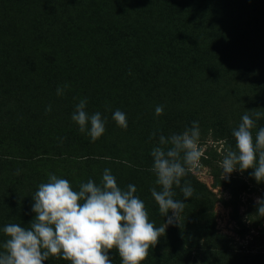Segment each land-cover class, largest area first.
Listing matches in <instances>:
<instances>
[{"label": "rangeland", "instance_id": "1", "mask_svg": "<svg viewBox=\"0 0 264 264\" xmlns=\"http://www.w3.org/2000/svg\"><path fill=\"white\" fill-rule=\"evenodd\" d=\"M2 7L0 23L12 34L0 41V251L4 226L29 227L32 196L49 174L78 190L89 179L99 184L110 169L126 189L137 169L143 198L136 195L161 226L167 217L150 192L159 190L151 150L160 135L197 121L208 158L190 174L214 199L209 220L249 254L244 264H264V217L256 213L264 182L253 169L226 181L220 166L224 151L235 149L232 131L245 112L262 114L253 134L264 127V0H5ZM84 98L89 114L106 118L95 141L71 119ZM159 105L164 112L156 116ZM116 110L125 113L126 130L112 119ZM174 191L183 202L180 188ZM190 219L184 210L141 264H178V247L190 249L184 264L217 263L199 232L186 229ZM109 257L121 263L115 249ZM66 262L49 257L43 264Z\"/></svg>", "mask_w": 264, "mask_h": 264}, {"label": "clouds", "instance_id": "2", "mask_svg": "<svg viewBox=\"0 0 264 264\" xmlns=\"http://www.w3.org/2000/svg\"><path fill=\"white\" fill-rule=\"evenodd\" d=\"M65 84L58 87L56 94H64ZM87 99L76 105L71 119L92 141L100 138L106 128V118L99 112L89 114ZM46 112L51 111L49 105ZM164 107L155 108L160 116ZM253 115L255 119H253ZM248 112L232 131L235 149L228 147L220 161L221 179L228 180L234 171L253 169L251 175L260 183L264 182V127L253 136L260 112ZM112 119L127 129L125 113L116 110ZM156 133H152L151 140ZM199 123L192 122L180 134L168 137L160 135L157 146L151 150L155 173V185L150 189L151 196L158 205L165 223L156 227L149 220L145 203L137 195L133 184L122 189L111 173L105 169L97 184L89 179L74 190L67 179L49 174L48 181L41 183L32 196L31 211L35 214L29 227L11 223L3 228L7 237L0 251V264H43L49 257L70 261V264H113L108 252L115 249L121 264H141L165 234L167 226L177 223L186 204L175 199L174 186L180 188L184 199L193 196L195 189L182 178L201 167V160L207 159L200 145ZM18 174V173H17ZM171 211V215L169 212ZM256 213L264 217V199L257 200Z\"/></svg>", "mask_w": 264, "mask_h": 264}, {"label": "trees", "instance_id": "3", "mask_svg": "<svg viewBox=\"0 0 264 264\" xmlns=\"http://www.w3.org/2000/svg\"><path fill=\"white\" fill-rule=\"evenodd\" d=\"M5 0L0 1V14L3 13V3ZM1 24V23H0ZM5 24L0 25V41H3L9 38V36L12 34H7L8 28ZM1 47V45H0ZM2 49H6L1 47ZM97 93H95L96 96ZM95 98L93 95H90V98ZM126 98V97H125ZM255 134L253 136L255 137ZM137 172V169L133 170L132 173L128 176V184H133L136 186V193H138L143 198V191H141L138 188L137 181L135 179V173ZM134 173V174H133ZM185 181H188L191 183V186L195 189V192L193 193V196L185 199L183 203L186 204V207L184 208L186 217H190L191 219L188 221H185V227L187 230L192 232H199L198 234L202 236L203 240L206 241L208 250L212 253H215L219 260L215 264H244L245 259H249V254L245 252L237 251L233 248L230 240L227 236L217 233L214 230V224L210 222V210L214 204V199L212 198L210 192L206 188L204 184H202L195 176L192 174H188L186 177L182 178V184H184ZM135 193V195H136ZM145 194V192H144ZM140 197V199H141ZM158 211L157 208H154V214L157 215ZM156 217V216H155ZM199 222H201V227H198ZM191 248V246H190ZM152 251V250H150ZM149 251V252H150ZM113 253V250L109 251V255ZM151 256V254H149ZM174 256L179 260L178 264H184L188 261L190 256V249H187V247H178L175 249ZM264 257V255H261V258ZM52 260L53 257H50ZM49 261V259H48ZM121 262V260H120ZM61 264H70L69 261L66 263ZM121 264V263H120Z\"/></svg>", "mask_w": 264, "mask_h": 264}]
</instances>
